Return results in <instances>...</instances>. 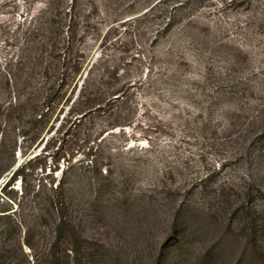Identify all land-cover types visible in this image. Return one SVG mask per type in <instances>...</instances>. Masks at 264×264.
<instances>
[{"label": "rangeland", "instance_id": "rangeland-1", "mask_svg": "<svg viewBox=\"0 0 264 264\" xmlns=\"http://www.w3.org/2000/svg\"><path fill=\"white\" fill-rule=\"evenodd\" d=\"M47 2L0 0V264L44 261L35 194L62 181L95 264H264V0H61L51 60ZM42 52L82 65L46 125ZM90 71L127 83L126 104L73 124Z\"/></svg>", "mask_w": 264, "mask_h": 264}, {"label": "trees", "instance_id": "trees-1", "mask_svg": "<svg viewBox=\"0 0 264 264\" xmlns=\"http://www.w3.org/2000/svg\"><path fill=\"white\" fill-rule=\"evenodd\" d=\"M63 12V8H61V0H48L47 7L41 14V18L46 19L47 21L44 24H39V28L42 31L45 30L50 35L48 38V41H50L48 43L50 46V60L54 58L53 55L58 52L59 49L58 46H56L57 39L54 41L55 30L58 32L59 29L53 26L52 21L62 15ZM70 12L71 10H69V8L65 11V13ZM70 28L71 27L69 26L68 29ZM73 37L74 34L71 32V38L73 39ZM45 60L43 52L36 60L40 61L41 77L44 79L47 87L42 88L36 95V100L40 104L39 107L36 108L37 110L33 112V117L35 119V124L46 125L58 107L67 98L71 85L76 83L79 77L80 79L82 78V65L77 59H69V66L60 72L54 71L50 60L48 62ZM118 76L119 75L116 72L114 77L116 78ZM92 77L90 71L84 78L78 102H73L71 104L70 116L75 118V120H71L74 122L73 124L80 125L84 119L96 113H113L120 110L119 106L121 104H126L125 100H127L129 89L127 83H109L107 80H103L100 83H93L91 81ZM116 80H119V78H116ZM77 84L78 83H76V86ZM105 84L109 86H105ZM75 92L76 90L74 88L71 94L73 95ZM72 95L67 98L64 105L72 102ZM78 120L80 121L77 122ZM38 135L39 134H37L33 141L38 139ZM87 156L88 158L94 157L89 166V173L101 175L102 170L98 167L100 164L98 156L93 153L92 149L87 153ZM10 168L11 165H9L7 170ZM22 173L23 169H20L14 174V176L22 175ZM107 173L111 174V171L108 170ZM65 185L66 181H62L57 185H55L54 182H51L49 183V187L48 185H43L42 188L40 186L38 192L35 194L37 198H41V202L39 203L46 207V211L51 214V218L54 221L55 232V241L51 244L48 253L44 255V261L42 263L38 261L36 264H95V254L83 247L85 240L77 230L73 220L70 218V208L69 203L67 202ZM27 193L28 192L26 191V194ZM259 193L261 194L262 192L259 191ZM19 243L20 242H18V244ZM28 245L33 252H37L35 244L28 243ZM61 245L64 246L62 247ZM10 252L11 251L9 250L5 251L8 255H3V257H8Z\"/></svg>", "mask_w": 264, "mask_h": 264}]
</instances>
